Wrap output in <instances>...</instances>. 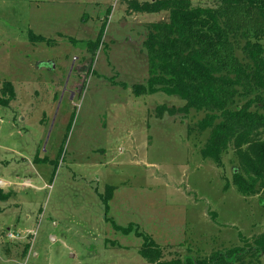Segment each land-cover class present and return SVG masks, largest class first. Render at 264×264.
<instances>
[{"label": "rangeland", "instance_id": "1", "mask_svg": "<svg viewBox=\"0 0 264 264\" xmlns=\"http://www.w3.org/2000/svg\"><path fill=\"white\" fill-rule=\"evenodd\" d=\"M133 1L156 0H0V89H13L0 107V264H148L135 231L160 246L162 262L203 259L264 234V184L236 191L231 147L221 167L201 158L203 115L158 119V106L184 102L134 93L148 79V25L168 13H138Z\"/></svg>", "mask_w": 264, "mask_h": 264}, {"label": "trees", "instance_id": "2", "mask_svg": "<svg viewBox=\"0 0 264 264\" xmlns=\"http://www.w3.org/2000/svg\"><path fill=\"white\" fill-rule=\"evenodd\" d=\"M130 6L138 13H168V22L148 25L143 42L148 79L143 86H132L134 93L162 92L184 102L179 109L158 106V119L165 113L202 114L196 129L209 135L201 158L221 167L222 155L231 147L238 159L232 185L241 195H253L264 184V0H216L214 7H195L190 0L141 5L133 1ZM104 29L102 25L95 42L87 45L90 54L98 50ZM12 97L7 82L0 89V107ZM113 190L107 187L102 197L105 216ZM5 198L0 192V200ZM261 203L264 206V198ZM107 221L117 232H131V225L121 228ZM134 235L142 240L138 254L148 264H242L245 256L250 258L248 264H256L264 255L262 234L248 249L162 262V249L150 236L138 231Z\"/></svg>", "mask_w": 264, "mask_h": 264}, {"label": "built area", "instance_id": "3", "mask_svg": "<svg viewBox=\"0 0 264 264\" xmlns=\"http://www.w3.org/2000/svg\"><path fill=\"white\" fill-rule=\"evenodd\" d=\"M5 182H2V181H0V190H2V189H4V187H5ZM9 186V185H8ZM18 235H16V234H13V233H8L7 234V239L10 241V242H13V241H15V240H18Z\"/></svg>", "mask_w": 264, "mask_h": 264}]
</instances>
